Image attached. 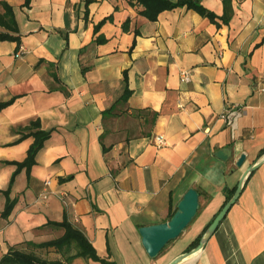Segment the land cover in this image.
I'll return each mask as SVG.
<instances>
[{
    "label": "crops",
    "instance_id": "1",
    "mask_svg": "<svg viewBox=\"0 0 264 264\" xmlns=\"http://www.w3.org/2000/svg\"><path fill=\"white\" fill-rule=\"evenodd\" d=\"M2 1L14 8L24 52L18 57L20 46L0 41V102L15 98L0 112V259L10 247L31 251L27 243L60 237L46 224L64 218L114 264H168L186 253L203 224L157 259L143 249L139 228L167 222L170 197L175 207L189 188L201 198L195 184L211 177L223 191L220 209L244 171L264 158V91L257 90L264 0H200L228 18L219 27L185 8L151 22L130 0H92L86 17L83 0H31L28 9L23 0ZM99 36L105 41L96 43ZM230 106L243 111L234 133L220 118ZM36 120L53 132L30 179L25 170L17 175L9 196L16 203L4 218L2 192L15 171L6 162L24 160L33 138L20 132ZM158 136L163 146L155 145ZM219 150L226 161L215 156ZM35 253L66 264L52 249ZM181 264H264V162L202 250Z\"/></svg>",
    "mask_w": 264,
    "mask_h": 264
},
{
    "label": "trees",
    "instance_id": "2",
    "mask_svg": "<svg viewBox=\"0 0 264 264\" xmlns=\"http://www.w3.org/2000/svg\"><path fill=\"white\" fill-rule=\"evenodd\" d=\"M30 1L31 0H23L22 7L28 9ZM91 2L92 0H83L85 17L88 16V6ZM129 3L130 5H137L139 7H142V10L139 12V14L151 22L156 21L158 16L164 11L185 8L187 10L195 11L201 17L206 18L210 23L215 24L217 27L220 26L218 21H221L223 24L228 25V18L225 15L217 16L212 11L204 7L201 4L200 0H176L175 2H172L170 0H130ZM0 8L2 10V12H0V41L14 42L16 43L17 47H19L21 45V33L15 18L14 8L2 0H0ZM111 20L112 17L109 16L107 18H104L97 25H95L94 34L98 33L103 24ZM126 26L127 22L123 25L124 30H127ZM135 34L137 35V31L135 32ZM94 41L96 43H102L105 41V39L99 36ZM134 46L135 41H133L130 50H132ZM53 79L56 82L58 81L54 74ZM124 80L127 84L126 73H124ZM128 95L129 91L126 88L125 93L121 97L120 101L126 102L128 99ZM14 100L15 98H11L7 101L0 102V112L8 106L12 105ZM110 111L111 110H108L104 113H109ZM52 132L53 130H42L40 127V122L38 120L31 122L22 132H20V134H22V138L32 137L33 143L27 150L26 157L23 161L6 162V164L8 165L14 166L15 171L11 176L8 188L2 192L6 198L2 217L7 218L16 203V199H10L9 196L17 175L22 170H25L27 179H30V171L32 167L36 164V155L43 148L44 143L50 138ZM235 189L236 186H234L229 191L228 195L225 198L224 204L231 198ZM197 192L200 197L199 191ZM224 204L221 206V208L224 206ZM175 211L176 207L174 206L173 201L170 197L168 211L169 219L172 217ZM217 213L214 214V217L217 215ZM209 224L189 244L186 249V252L192 250L198 245L201 237L203 236ZM46 226L53 229L62 230L63 233L58 238L42 242L40 244L27 243V246L31 247V251H26L17 247H10L7 253L1 257L0 264H61L59 260L48 261L46 259L41 258L38 254L35 253V250L49 249H52L55 252L59 253L65 259L66 264H70L76 258H82L86 260L90 259L100 264H114L113 262H109L105 259L100 258L92 247V245L90 244V242L86 239L83 232L78 228L74 227L66 218H64L61 222H48Z\"/></svg>",
    "mask_w": 264,
    "mask_h": 264
},
{
    "label": "water",
    "instance_id": "3",
    "mask_svg": "<svg viewBox=\"0 0 264 264\" xmlns=\"http://www.w3.org/2000/svg\"><path fill=\"white\" fill-rule=\"evenodd\" d=\"M215 156L222 161H226L229 157L228 153L224 150H219L215 153ZM245 159L246 156L242 154L236 161L235 166L240 168ZM263 162L264 158L244 171L233 195L209 224L198 245L192 250L174 258L168 264H181L202 250L209 238L216 232L218 226L226 217L230 208L239 198L246 178ZM198 208L199 194L194 188H189L178 202L176 211L167 222L139 228L142 247L150 259L156 258L169 243L175 241L182 235L197 215Z\"/></svg>",
    "mask_w": 264,
    "mask_h": 264
},
{
    "label": "rangeland",
    "instance_id": "4",
    "mask_svg": "<svg viewBox=\"0 0 264 264\" xmlns=\"http://www.w3.org/2000/svg\"><path fill=\"white\" fill-rule=\"evenodd\" d=\"M236 169L237 168L233 165V166H231L230 172L234 173L236 171ZM226 173H227V171H226ZM237 176L238 175H234L231 179L228 180L230 186H232L236 182ZM211 178H212V180L207 182V183L205 181H201V182H198L195 184V187L201 191L202 196H201V198H199V208H198L197 215H196L195 219L192 221V223L188 226V228H187L188 230H190L196 224H203L204 228H205L211 222L213 214L220 207L216 203L219 201V198H221L223 191L217 192L218 186H217L216 182L214 181L213 177H211ZM226 184H227V181H226ZM178 238L176 240H178ZM176 240H175V242H176ZM174 244H175L174 241L169 243L165 247V249L163 250L161 255L157 256L155 259L162 258L164 255H166V253L174 246Z\"/></svg>",
    "mask_w": 264,
    "mask_h": 264
},
{
    "label": "built area",
    "instance_id": "5",
    "mask_svg": "<svg viewBox=\"0 0 264 264\" xmlns=\"http://www.w3.org/2000/svg\"><path fill=\"white\" fill-rule=\"evenodd\" d=\"M24 52L23 47H19V49L16 52V56L20 57L22 56ZM190 81V78L188 76L187 72H182L181 74V82L182 83H188ZM264 82H261L258 86H257V90L259 92H263L264 91V86H263ZM243 115V111L241 108H239L238 106H230L225 108L221 114H220V118L222 119V121L224 122V124L230 129V131L232 133H234L237 129V125H238V120L242 117ZM154 143L156 146L160 147L164 145V139L161 136L155 137L154 138ZM44 198H47L46 195L43 196Z\"/></svg>",
    "mask_w": 264,
    "mask_h": 264
},
{
    "label": "bare ground",
    "instance_id": "6",
    "mask_svg": "<svg viewBox=\"0 0 264 264\" xmlns=\"http://www.w3.org/2000/svg\"><path fill=\"white\" fill-rule=\"evenodd\" d=\"M197 256H198V255H197ZM197 256H196V257H197Z\"/></svg>",
    "mask_w": 264,
    "mask_h": 264
}]
</instances>
